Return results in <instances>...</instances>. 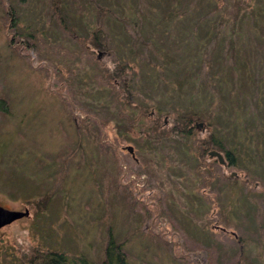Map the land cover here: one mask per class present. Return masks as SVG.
Wrapping results in <instances>:
<instances>
[{
	"label": "rangeland",
	"instance_id": "rangeland-1",
	"mask_svg": "<svg viewBox=\"0 0 264 264\" xmlns=\"http://www.w3.org/2000/svg\"><path fill=\"white\" fill-rule=\"evenodd\" d=\"M243 1L233 45L226 24L212 46L204 0H58L59 14L51 0H0V205L28 209L0 227V264L32 248L97 263L107 229L127 264H264V0ZM97 25L106 50L83 49ZM113 63L131 92L96 78ZM190 106L212 111L194 137L144 136L149 118L170 129ZM207 134L234 165L189 146Z\"/></svg>",
	"mask_w": 264,
	"mask_h": 264
},
{
	"label": "trees",
	"instance_id": "trees-1",
	"mask_svg": "<svg viewBox=\"0 0 264 264\" xmlns=\"http://www.w3.org/2000/svg\"><path fill=\"white\" fill-rule=\"evenodd\" d=\"M216 1H220V3H217ZM216 1H211V0H204L203 6H205L202 9V14H200L199 19H203V18H207L208 15H211L213 13H217V20L216 23H214L215 28H214V32L211 34V40H213L212 46H214L216 44L217 41H219V36L221 34V32L224 30L225 25L228 24V37L227 40L229 42V46H232L233 43L235 42V38L232 35L235 32V25L236 22L239 19V15L241 13V10L243 8H246L247 6H249V2L247 1H243V0H216ZM52 2V7H53V11L55 12V14L58 12L59 14V7H58V0H51ZM91 2L93 3V0H91ZM205 4V5H204ZM95 5L98 7V5L95 3ZM10 10V11H9ZM9 10L5 11L4 14V23L3 25H5V23H7L8 27H12L14 24V18L13 16L10 15V12H12L11 8H9ZM136 12H140V10H136L134 13ZM141 13V12H140ZM256 16V14H254ZM100 16V15H98ZM94 17H97L96 14H94ZM137 24V20L136 18H134L133 22H131V25L133 26V28L136 27ZM122 28L124 30H126L125 25L122 22ZM223 28V29H222ZM96 31H102L101 28L97 25V29H94V32H92L91 37H79V41H81V43H87L86 46H83V49L88 50V46H92L94 49L97 50H106L104 48L107 47L106 42L102 39H100L98 36H96ZM128 35L131 36L130 33H128ZM134 39L136 40L137 38L134 37ZM142 41V40H140ZM146 44V43H144ZM96 56L99 55L98 52L95 53ZM40 60V58H38ZM207 59V63L209 62V57L206 56ZM121 63H113L110 66L108 65V67L103 66L102 70H98V74H96V78H99V75H101L102 77L105 78V80H107L111 86L114 85V81L115 79L119 80V87L121 89H123V91H127V93L131 92L128 90V88H126L125 86V76H123L122 74V67L123 64ZM41 67L44 68V75L46 77V80L48 79L49 76L54 77L55 75H57L58 73V69L55 71L50 72L49 69H47V67L45 65L42 66V63L39 65V68L42 69ZM208 67V66H207ZM104 70V74L103 71ZM263 74H264V69H263ZM206 76H207V71H206ZM114 80V81H112ZM112 82H111V81ZM264 86V85H263ZM114 87V86H113ZM123 99H125L124 101L127 103V96H123ZM2 100V99H0ZM5 105H4V109H5ZM202 108H197L195 109L194 107L190 106L187 108H184L181 112H179V117L176 118L175 120H173V124L171 125L170 129L165 128V127H159L160 126V120L152 118H149V126H145L143 127L142 131H146L147 130V134H145L144 136H147V138H149L151 136V138L155 141V140H160L162 137H165L168 132L171 133H177L176 136L177 138H180L181 133L187 135L188 137H194V129L196 128L195 125L193 124L196 120H201L203 121L204 124H208L209 118L211 117L212 111H209L208 109L205 110ZM139 112L145 113L147 114V111L145 110V107H142L141 110ZM156 116H158L159 114L154 113ZM148 115V114H147ZM151 116V115H150ZM84 120L85 123L87 122V124L91 121V119L88 116H84ZM100 120V119H99ZM124 123L121 122H115L114 125V130L117 133H120L122 131L127 130L130 127L131 124V120H126L123 121ZM97 124H99L100 126L102 124H104V120H97ZM146 129V130H144ZM95 131H97V127L94 128ZM94 130L91 131V133H93V136L95 137V140L99 141L96 142V147L99 148L101 146H103V148L108 151L109 147L104 146L100 143V140L98 139V133L95 132ZM149 130V131H148ZM141 131V132H142ZM97 137H96V136ZM93 137V139H94ZM195 139V138H194ZM200 140V141H199ZM197 144L193 143L192 141L189 143V146L201 155L204 156L207 154V150L209 148H217L219 150L224 151V148L222 147V145H219V143L217 142V140H215V138L212 136V134H207L204 137H201V139H197ZM116 146V144H115ZM102 148V147H101ZM227 157H228V161L230 165H234V158L232 157V155H230V152L228 150L225 151ZM199 155V156H200ZM198 156V157H199ZM212 158V157H211ZM210 159V157H209ZM147 162L151 161L150 157L146 159ZM201 163L198 161L195 165V167L197 169L201 168ZM139 171H142L139 169ZM200 172V169H199ZM145 174V173H144ZM205 174V173H204ZM203 174V175H204ZM50 191H45L40 193V195H38L37 198L31 200L30 205L33 206L34 208H37L38 205H43L46 203L47 198L50 196ZM155 203L153 205V209H158L159 207V211L161 213L160 210V202L159 199L157 197H155L154 199ZM153 210H150L149 208H145L144 207V212L146 216H150V214L152 213ZM158 212V211H157ZM163 212V211H162ZM165 213V212H163ZM123 243H124V238H115L111 232L109 231V229L106 230V234H105V240H104V244L102 246V255L100 257V259L98 260L97 263H93L89 260H87L85 257L83 256H79L76 259L73 257H69L67 256L64 252L62 251H57V250H39L36 248H32L29 250L28 254H26V256L24 257V263L25 264H127L126 262V257H125V253L123 250ZM175 249V248H174ZM173 249V250H174ZM174 252L176 253V251L174 250Z\"/></svg>",
	"mask_w": 264,
	"mask_h": 264
},
{
	"label": "water",
	"instance_id": "water-1",
	"mask_svg": "<svg viewBox=\"0 0 264 264\" xmlns=\"http://www.w3.org/2000/svg\"><path fill=\"white\" fill-rule=\"evenodd\" d=\"M202 124H203L202 121L198 122V125H202ZM126 148L130 151V146L127 145ZM208 153L210 156L216 155L220 162H224L223 156L219 151L212 149ZM27 214H28V209L26 207H24V209L22 210H19V209L6 208L0 205V227L2 225L11 222L12 220L26 216Z\"/></svg>",
	"mask_w": 264,
	"mask_h": 264
},
{
	"label": "flooded vegetation",
	"instance_id": "flooded-vegetation-1",
	"mask_svg": "<svg viewBox=\"0 0 264 264\" xmlns=\"http://www.w3.org/2000/svg\"><path fill=\"white\" fill-rule=\"evenodd\" d=\"M195 123H196V121H195ZM197 124H198V122H197ZM202 125H203V124H202ZM200 126H201V125H199V127H200ZM199 130H202V128L199 129ZM212 149H215V150L219 151V152L222 154V156H223V161H224V162H220L219 159H218V157H217L216 155H213V156H210V155H209L208 152H209L210 150H212ZM207 153H208V156H209L210 158H211V157H212V158H215V159H216L221 165L226 166V165L229 164L228 157H227V155H226L225 152L222 153L219 149L213 147V148L208 149V150H207ZM223 154H225V155H223ZM229 165H230V164H229Z\"/></svg>",
	"mask_w": 264,
	"mask_h": 264
},
{
	"label": "built area",
	"instance_id": "built-area-1",
	"mask_svg": "<svg viewBox=\"0 0 264 264\" xmlns=\"http://www.w3.org/2000/svg\"><path fill=\"white\" fill-rule=\"evenodd\" d=\"M139 181H141L142 180V177H140V179H138Z\"/></svg>",
	"mask_w": 264,
	"mask_h": 264
}]
</instances>
